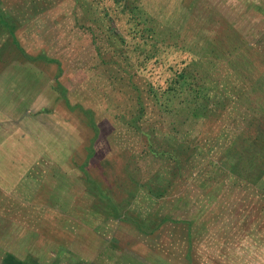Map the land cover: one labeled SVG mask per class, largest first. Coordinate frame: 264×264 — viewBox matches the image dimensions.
<instances>
[{
	"label": "rangeland",
	"instance_id": "374dc122",
	"mask_svg": "<svg viewBox=\"0 0 264 264\" xmlns=\"http://www.w3.org/2000/svg\"><path fill=\"white\" fill-rule=\"evenodd\" d=\"M9 1L20 18V46L27 55L45 52L62 63L59 81L75 110L68 109L53 88L58 68L23 58L9 30L0 33V264L7 253L42 264H264V199L254 184L245 187L229 176L226 151L235 142L249 159L250 145L264 140V0H135L145 27L120 15L110 0H53L59 3L51 8L32 0ZM84 13L107 35L109 17L115 21L126 43H113L121 46V60L135 73L131 85L164 86L191 61V55H183L189 50L202 67L195 74L191 65L189 83L204 87L203 92L212 89L220 101L232 99L220 122H193L187 111L191 98L184 92L161 108L164 114L151 102L145 104L147 122L142 124L169 136L159 137L160 148L174 149L173 137L179 139L174 128L190 134L194 154L174 179L171 201H165L169 209L180 206L174 211L177 219H194L191 237L186 223H168L145 236L130 222L105 221L100 208L106 203L95 197L97 191H87L89 179L102 187L111 182L114 201L122 203L136 190L116 180L124 176V167L133 163L131 169L139 168L138 179L145 182L162 161L145 158L142 137L119 121L117 115L129 120L137 107L135 99L131 103V85L112 81L115 67L112 73L107 65L104 71L98 69L102 62L93 38L80 26ZM158 26L156 38L151 29ZM239 41L254 45L261 55L243 56L234 49ZM214 46L220 49L217 57L209 51ZM208 77L214 81L210 85ZM124 83V89L117 90ZM76 105L95 112L102 133L94 142L86 115ZM201 140L208 143L204 146ZM91 143L95 153L83 169ZM161 167L162 172L176 170L164 163ZM223 169L226 175L220 173ZM137 191L135 201L141 207L154 206L142 189ZM180 196L185 205L177 202ZM129 209L124 206V213ZM132 209L129 213L138 214Z\"/></svg>",
	"mask_w": 264,
	"mask_h": 264
},
{
	"label": "trees",
	"instance_id": "16d2710c",
	"mask_svg": "<svg viewBox=\"0 0 264 264\" xmlns=\"http://www.w3.org/2000/svg\"><path fill=\"white\" fill-rule=\"evenodd\" d=\"M110 1L116 7L120 15L127 16L130 18V21L141 23V26L145 27V22L143 20L144 16L139 11L140 9L136 7L135 0H110ZM32 2L37 3V5H39L42 2L47 8H51L52 6L59 3L58 1L53 3V0H32ZM9 3H10L9 0H0V33L9 30L11 40L13 44L17 48H19L18 51L23 58L24 57L28 58L29 56L28 59L32 61H38L46 64H53L58 68L57 70L58 73L54 79L55 85L53 88L54 90L60 93V98L63 99L67 108L70 109L71 111H74L75 109L73 108V105L70 99L68 98V90L64 88L62 83L59 81V78L62 75V63L59 60L50 57L45 52L37 53V55L33 54L34 56L27 55L26 53L27 51L20 46L18 37L16 36V32L19 30V26L17 25V21H19L20 19L18 18L19 15L16 14L15 9L10 8ZM194 6L195 5L193 4V7ZM106 16L108 17L109 14L106 13ZM109 21H110V25H109L110 28L108 29L107 32L108 35L105 34V32L102 29H99V27L95 25L94 22L90 21V19H88L85 16V13H84V17L81 20V23L83 22V24H81L80 26L81 28H83L86 34H89V36L93 38V45L97 50V54L102 62L100 63V65L98 63L99 66L98 69L103 70V65H107L109 67V72L112 73L115 67L117 68L116 71L117 74L110 75L112 81L114 83H118L116 80L122 81V83L128 81L129 84L131 85V82L134 81L135 73L133 72L132 69L128 68L129 67L128 63L122 61L124 59L121 56V53L123 52L121 46L119 44L115 45L113 43V39H117L120 41V44L124 46V44L126 43L125 37L116 26L115 21L113 19H110V17H109ZM144 32H149V29L144 30ZM158 32H159V26L155 28L152 27L151 33L156 38H159L160 36ZM246 41L248 40L246 39ZM234 45H235L234 49L236 48L237 50H239L240 54H243V56H248L251 52H253L251 57L258 58L261 55L260 51L254 45L250 46L247 44L244 46L241 44L240 41L235 42ZM137 48H141V46L139 45ZM155 48H156V44L152 45V48L148 50L149 58H151L152 54H154ZM218 48L219 47L214 46L211 49L209 48V51H211L217 57L220 51V49L218 50ZM242 48L244 50H242ZM190 52L191 51L189 50H184L183 55L186 57V59H189L188 57L191 55L192 56L191 61L185 63L184 66L177 69L172 76H169L166 79L164 86L157 87L154 84H150L149 87H147L146 89V87L141 88L137 84L132 83V85L129 87L132 96L131 103L132 101L133 104H135L136 102L137 107L135 108L133 113L131 112L129 113L131 115L129 120H127L128 118L126 115L123 114L117 115V117L120 119L119 121L123 123V126L126 129H129V131L134 132L140 137H142V143L145 146V150L143 152L145 158L150 160V162L153 161L154 163L161 160L162 161L161 165L162 163H164L165 165H172L176 168V170L169 172L166 169L164 172H162V167L160 165L158 169L156 167L154 168L155 172L152 174L150 179H148L145 182H142V179H138L140 173L139 168H137L136 170L131 169L132 167L131 165L133 163H131L130 165H126L123 170L124 176L116 180L122 181L119 182L121 184V187L126 186L129 189L132 188L136 190L130 189L131 191H129V194L127 195L126 199L122 201V203L121 201H114L115 199L114 197L115 194L113 190L114 186L111 184V182L103 183V187H102L98 185L97 181L87 178V180L89 179L88 183L90 184L88 186L87 191L92 194H94L93 193L94 190L97 191L95 197L97 199H101L104 203H106L103 204V206L106 205L104 208H100L105 211V213L102 214L104 216L103 220L110 221V219H112V220H117L120 223L130 222L131 226H135V230L137 232L145 236H152L156 234L158 231L160 232L163 229V227L168 223H173V225L175 226L186 223L188 226V232L190 236L192 225L194 224V219H189V218L177 219V213L174 211L180 209V206H177L175 204L171 209H169V206L171 204L170 205L168 204V206H166L167 201H165L166 198L170 199L171 201L175 190V184L177 185V182H175L174 179L178 178L181 175L182 166L190 162L191 161L190 158L192 157L191 155L194 154L193 146H191L190 143V134L186 132L187 135H184L185 132L184 130L174 128L176 131L175 134L179 138L176 139V137H173V139L175 140L174 144H176L174 145V149H170V148L166 149L165 147L160 148L163 142V140L159 141L160 138L163 137V139L165 140L166 138H169V136L167 134L162 133L161 130L156 129V127L154 126L147 127L142 124L143 122H147L146 120L147 108L145 104L147 102H151L155 108L159 109L164 114L161 108L164 107L167 108L168 103H170V105L172 104L173 98H175L176 96L183 95L184 92L186 94V97L188 96V98H191L189 99V104H188L189 109L187 111H188V117L190 116L189 118H193L192 120L193 122L200 120H204L205 122L206 119L210 120L211 122H220L221 118L223 117V114H225V112L229 109L228 106L232 104V101H230L232 99L229 96H227L224 100L220 101L219 99L220 95H218V97L215 98L216 96L210 91L212 89L203 92L204 87L197 88L195 86V83L193 86H192L193 83H189L190 77H193L192 75L194 74L193 70L192 71L189 70L191 65L196 66L195 74L198 73L200 68H202L199 67L201 66L200 60L194 59L193 55ZM256 60L257 59H253V62H256ZM105 69L107 71V67H105ZM222 79L223 77H219L218 80H222ZM205 80L207 81L208 85H210V81L214 82L212 77H208ZM124 85L125 83L123 84V86L119 85L117 90L122 91L124 89ZM209 88L210 86L207 89ZM146 92L149 95H147ZM127 93H129V90L127 91ZM130 107L131 105L128 107V109ZM78 108L81 109L82 111L81 113H84L86 115V118L88 120L87 124L94 133V137L92 139V142H94L95 140H97V138L101 136L102 133L100 126L96 120L95 112L94 110H89V109L86 110L83 106L76 105V109ZM49 111L50 110H46V109L43 110V112H49ZM183 120L184 122L189 121V119H183ZM258 122L261 123L260 120ZM223 133L224 131L220 130L219 137H221ZM154 135L158 137V141L156 140V138H154ZM201 142L202 145L204 144V146L205 144L208 143V141H206L205 143L203 142V140H201ZM253 143L255 144L250 145L249 147L250 149L249 150L250 154L248 155L249 159L247 158V156H243L244 148H242V145L236 144L235 142L233 145L230 144V146L226 149L228 153L227 172L229 173V176L231 175L232 177L236 178V180L244 184L245 187L254 184L253 187L254 190L255 191L257 190V193H259L262 196L261 198L264 199V140L258 139L257 141L255 140ZM93 144L94 143H91V147L88 148V153L86 154L88 158L86 163L84 164L85 166L83 167V169L86 166H88L87 163H89L94 156L93 154L95 153V150ZM239 150L242 151L240 154L238 153ZM221 153H218L219 154L218 156H220ZM225 161L226 160L220 161V164L223 165L222 162ZM137 164L138 162L136 161V165ZM214 164H217V162ZM220 173L226 175L225 169H223ZM106 187L108 188V190ZM137 189H139V192L140 189H142L141 194H145L144 197H146L150 201L151 205H154L153 207L152 206L141 207L135 201V198L139 196ZM177 202L185 205L187 203V200L184 199L182 196H180L177 199ZM122 204L125 207L130 206V209L128 211H125V213H124V206ZM159 205L160 207H158ZM156 206L158 208H156ZM133 207H135L136 212H138V214L129 213V212H134V209H132ZM144 222L150 224V228L146 226ZM144 228L147 229V231H145ZM60 263L62 262L54 261V264H60ZM2 264H42V263L34 258H27L26 260H22L16 257L15 254L7 253V255L3 259Z\"/></svg>",
	"mask_w": 264,
	"mask_h": 264
},
{
	"label": "flooded vegetation",
	"instance_id": "af4514ba",
	"mask_svg": "<svg viewBox=\"0 0 264 264\" xmlns=\"http://www.w3.org/2000/svg\"><path fill=\"white\" fill-rule=\"evenodd\" d=\"M60 264H63V262H62V263H60Z\"/></svg>",
	"mask_w": 264,
	"mask_h": 264
}]
</instances>
